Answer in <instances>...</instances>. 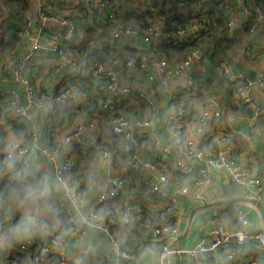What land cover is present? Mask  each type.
<instances>
[{"label":"built area","instance_id":"1","mask_svg":"<svg viewBox=\"0 0 264 264\" xmlns=\"http://www.w3.org/2000/svg\"><path fill=\"white\" fill-rule=\"evenodd\" d=\"M8 1L11 0H0V6ZM37 1L36 14L26 1L23 7L8 11L6 25L12 30L18 46L14 50L17 54L22 51L13 65L9 63L8 52L11 50H6L10 46L5 35L7 29L0 26V80L13 79L15 85L14 89L0 86V107H3L10 124L26 128L23 138L19 135L11 137L5 131L0 135V140L4 138L0 141L1 162L19 166L21 172H16L14 177L24 183L33 174L30 169L32 154L36 152L47 159L51 163V174L42 173V187L34 190L33 196L46 199L55 216L66 214L67 227L62 229L57 224H48L36 212L24 210L14 218L21 228L20 233H0V264H20L12 258L15 251L30 256L29 264H71L72 261L89 264L87 249L74 255L66 253L65 245L71 241V233L81 238L91 232L109 236L106 248L112 255L134 257L136 253L114 239L111 231L122 228L125 238L135 242L139 240V225L151 236L162 240L155 264H173L174 255L181 252L170 244V240L179 234L183 215L179 199L197 187L212 185L216 171H224L234 184L249 189L252 196L264 203V176H259L252 166L240 161L233 146V127L242 117L232 119L230 130L221 129L224 97L220 88H213L208 81L217 69L225 86L236 91L237 105L249 107L252 111V115L244 120L251 130V135L242 134L244 141L249 144L255 138L264 147V131L257 120L264 108L255 103L250 93L253 86L263 90L264 66L256 70V81L239 72L234 73L224 58L217 66L211 56L215 47H206L202 42L207 30L203 12L210 9L211 0H68V10L80 16L82 7L92 20V25L86 28L102 35L91 47L97 49L92 59L79 47L68 49L65 45V41L79 31L70 15H62L66 9L47 0ZM231 1L224 5L225 16L229 18L228 30L233 29L231 15L240 9L245 15L241 27L249 34L259 30L264 35V10L253 0ZM48 23H54L62 30L65 28L66 32L59 29L49 31L46 28ZM181 52L179 59H171L172 53L177 56ZM244 53L247 56L252 54V43L246 45ZM40 54L55 59L52 68L42 70V73L37 60ZM177 79L175 91H172L169 84ZM157 98L165 107L164 127L170 135L167 143L157 132H134L152 127ZM75 99L89 103L93 109L109 111L111 115L105 122L85 117L74 107ZM133 99L142 103L146 116L137 110L122 109L124 103ZM211 100L217 104L210 106ZM196 101H199L196 105L198 113L193 114ZM62 106L74 116V123L57 143L64 147L57 161L54 136L61 124ZM34 108L44 111L42 120L36 117ZM209 118L213 129L205 131ZM105 124L109 125L110 134L117 138L122 152L129 156L128 166L142 170L140 184L156 199L150 213L153 223H145L143 199L126 195L125 176L115 167L113 151L108 148L100 151L98 159L100 165L113 168V171L105 177L100 191L94 193L93 189L85 187L84 180L66 184L77 170L72 152L74 143L80 135L97 134ZM215 132L218 139L214 152L205 151L195 140V136L202 133L208 139L212 138ZM84 139L92 141L93 137ZM145 147L149 157L143 155ZM154 159L171 160L175 172L160 169ZM179 180L189 182L182 185ZM88 194H95V198H87ZM130 200L132 205H129ZM232 213L236 222L233 228H229L219 214L210 216L208 240L196 243L188 251L193 264H204L213 251L230 245L234 246L226 253L230 263L241 249L248 254V264L259 263L264 255V231L251 227L241 207L236 206ZM2 218L7 219L0 211ZM6 226L7 223L0 222V230Z\"/></svg>","mask_w":264,"mask_h":264},{"label":"crops","instance_id":"2","mask_svg":"<svg viewBox=\"0 0 264 264\" xmlns=\"http://www.w3.org/2000/svg\"><path fill=\"white\" fill-rule=\"evenodd\" d=\"M25 1L29 3L30 9L33 12V14H36L39 8V2L37 0H17V1H8L6 4L0 6V19L1 21V28L3 30L7 29V35L8 37V43L10 46L6 48V50H11L8 52L10 54V64H14L18 57L21 55L22 51L17 54V50H14L15 47L17 48V42L12 36V30H10L6 25V20L8 19V11L16 8V7H23L25 5ZM49 2H52L48 0ZM55 5L58 7H62L66 9L62 12V15H70L73 22L79 27V31H77L73 37L70 39H67L65 41V45L68 49L73 48H80V51L83 53H86L87 56L90 55L91 47L95 43L96 40L100 39L102 36L101 33L94 31L93 29L86 28L87 25H92V20L90 17V14L86 12L81 7L80 16L78 13H72L68 10L67 5L69 4L68 0H55ZM83 5V4H81ZM70 12V13H69ZM234 23H233V29L232 34L234 35V42L233 46H231L229 49H226L227 55H221L225 60H227L231 65V70L234 73H241L239 71V68L249 67L251 69L260 70L264 66V35L260 33L259 30H255L254 33H247L242 27H241V20L245 17V15L240 12V9H236L235 13L231 15ZM37 21V19L35 18ZM223 21L224 18L222 19ZM38 23V21H37ZM239 24L240 27H236V24ZM225 26V25H224ZM46 28L49 31H53L55 29H59L63 31V33L66 32V29L62 27H58V25L54 23H48L46 25ZM87 41V47H85L84 42ZM84 44V47H80L81 44ZM252 43V54L250 56H247L244 53L245 47L247 44ZM26 46L23 47V51L25 50ZM219 49H221L218 46ZM15 52V53H14ZM179 55H174V53L171 54V59L175 58L179 59L182 55L181 53H178ZM215 52L211 54V56L214 57ZM3 55V53H1ZM174 55V56H173ZM50 59V61H49ZM38 62L40 64L41 73L42 70H50L52 66L55 63V59L49 58L43 54H40L38 57ZM242 74V73H241ZM51 75L53 76V72L51 71ZM58 77H60V73H58ZM178 83V79L169 86H171V90L175 91V85ZM0 86H8V87H15L13 85V79L10 81H7L6 79L0 80ZM91 90V88H90ZM250 93L252 94L255 103H257L260 107L264 108V89L261 90L257 86H253L250 90ZM157 103L155 105V121L152 127H146L142 129H137L134 131L135 133L141 134V133H149V132H157L162 135V138L165 143L169 142V131L164 127V112L165 107L163 106L161 100L157 98L155 100ZM199 101H196L195 106L192 107L193 114L198 113V107H196L197 103ZM209 103H211L210 106H214L217 104L216 101L211 100ZM75 108L79 111V113L85 115V117H95L99 115V112L96 110L94 111V106L88 104H85L80 99L74 100ZM97 105V104H96ZM98 107V105H97ZM123 110H137L138 113H141L143 116H146L145 114V108L142 105V103L138 99H133L130 103H124ZM61 124L59 127L58 132L54 136V146L58 148L57 152V161H59L62 151L64 150V147H61L57 145L58 141L61 139L62 135L66 131H68L71 126L74 123V116L69 113V109L65 108L64 106L61 107ZM229 110V109H228ZM195 111V112H194ZM34 112L36 117L39 120H42L44 111L41 109L34 108ZM75 113V112H74ZM76 114V113H75ZM242 113L236 112V110H230L227 112V115L225 116V113H223V117L220 121V126L223 131H228L231 129V126L233 125V118L242 117L241 120L235 124L233 129H235V134L233 135V146L235 149V152L237 153V157L240 159V161L250 165L253 167L255 172L259 176H264V147L262 144L257 141L255 138H252L248 143H246L242 137V134H249L251 135V130L249 127H247L244 123V120L246 119L243 116H238ZM243 115V114H242ZM250 115H252V111L250 110ZM259 124L261 125V130L264 131V112L258 115L257 117ZM98 119V118H97ZM0 124L2 126V131L6 132L9 136H18L21 138L25 137L26 132L23 131H17L12 128V125L7 121L6 118L3 120H0ZM103 129V128H102ZM100 130L97 134H94L92 132H89L86 134V137H93L92 141L85 140L82 137V135L79 136V138L74 143V148L72 149V152L74 154V158L76 162L79 164L77 165L76 170V180H84L85 187H90L93 189L92 191L94 193H97L101 190L103 186V181L105 177L110 174L113 171V168H106L105 165H100L99 161V153L97 155H94L93 157L88 156V149L90 147H93L96 145V141L98 138L103 137L104 133L103 130ZM211 130L212 128V122L209 118L206 124V128L204 130ZM214 133V132H213ZM214 136L212 138H207L204 133L196 135L195 140L203 145V148L205 151L214 152L217 148V139L218 134L215 132ZM109 135V132L107 130V136ZM44 133H42V138H44ZM47 137H45V140ZM144 156H150V153L145 147V150L143 152ZM158 158V157H157ZM31 161V167L30 169L34 172H38L39 174H51V163L45 159L43 156L37 154L34 152L32 156L30 157ZM171 161V160H169ZM214 183L209 186H203V187H197L193 191H190L188 194H186L184 197H181L179 199V208L182 209L183 215L182 219L179 222V234L181 235L186 228L187 224V217L190 212V209L196 205L199 204L198 198H204L208 201H211L213 199H223V198H229V197H235L240 195H252L249 189L241 188L234 184L227 173L224 171H216L214 174ZM71 178L67 179L66 184L69 185V183L72 185L73 183L70 181ZM131 186V185H130ZM127 185H125L126 188V195L128 196L132 192L127 189ZM88 188V190H90ZM168 188V187H166ZM95 194H88L89 199H94ZM123 202V199L120 200V203ZM132 200L129 201V205H132ZM155 202L152 201L150 203L151 210L154 207ZM239 206L242 209L245 210L251 227L252 228H261L259 214L257 210L247 204H234L227 207H218V208H206L203 210H200L193 218L192 224L189 228V231L187 233V236L181 240L175 237V239L170 240L171 246L174 248L179 247L181 249V252L179 255H174L173 257V264H193L192 260L189 258L188 251L193 248L196 243L208 240L209 235V225H208V219L211 215L217 213L219 214L225 224L229 228H233L236 226L235 218L232 213L233 209ZM59 217H55V220L57 221ZM59 225V224H58ZM60 226V225H59ZM7 233L10 232V228L6 227ZM139 232V240H136L134 243H132L133 246H135L136 249V255L134 257L130 258H117L114 255H112L107 247V244L109 243L110 239L109 236L102 237L100 233L97 232H91L87 236L81 238L77 236H72L71 241L65 245V250L67 254L74 255L78 251L82 249H87L89 251V254L91 255V264H103L104 262H107V264H155L156 262V252L158 249L159 244L161 243L160 238H155L154 236H151L148 231H146L141 225L138 227ZM111 236L114 237V239L119 240L120 242H124L127 238H125L124 231L122 228H114L111 231ZM166 241L169 242L167 239ZM127 242H129V239H127ZM234 248V246L230 245L227 248L219 249L217 251H213L212 254L207 257V260L204 264H248V254L244 251V249L238 250L236 253V258L230 263L228 259L226 258V253L228 250ZM107 249V250H106ZM17 252V251H15ZM25 255V254H24ZM26 256V255H25ZM27 256L26 260L21 259L20 264H27ZM71 264H75L73 261ZM258 264H264V255H262L259 259Z\"/></svg>","mask_w":264,"mask_h":264},{"label":"trees","instance_id":"3","mask_svg":"<svg viewBox=\"0 0 264 264\" xmlns=\"http://www.w3.org/2000/svg\"><path fill=\"white\" fill-rule=\"evenodd\" d=\"M227 2H232L231 0H211L210 3V9L203 12L204 17L207 19L206 26L207 30L204 32L202 42L206 47H210L213 45L215 47V54H214V61L218 64L223 60V57L221 55H227L226 49H229L231 46H233L234 42V35L232 34V31H229L226 27L228 16H225V8L224 5ZM255 4H257L259 7H261L264 10V0H253ZM161 12L167 13L166 10H161ZM224 18L225 21L222 19ZM225 25V26H224ZM85 47H87V42H84ZM218 46L221 48L219 49ZM95 52H97V49H91L90 55L88 56L89 59H92ZM123 55V54H121ZM208 81L210 85L213 88H220V92L222 93L224 97V113L225 116L227 115V112L230 110H236L238 113H242L238 116H243L245 118H248L250 115V108L249 107H240L236 103L235 93L236 91L232 87L225 86L224 78L223 76L218 72V70H214L211 74V76L208 78ZM91 88V87H90ZM88 88V89H90ZM264 89V87H263ZM229 109V110H228ZM98 111L99 115L97 118L105 122L108 117H110L111 113L109 111H102L98 108H95L94 111ZM5 111L3 107H0V120H3L5 118ZM12 128L17 131H25L26 128L23 125L12 123ZM103 137L98 138L96 141V145L93 147H90L88 149V156L93 157L94 155H97V153H100L102 149L108 148L113 151V157H114V163L115 167L123 171V175L126 179V185L129 186L127 189L131 191L132 195L140 197L143 199L144 202V211H145V217L146 221L145 223L150 224L153 223V217L150 216L151 213V206L150 203L152 201H155L156 199L152 197L140 184V177L142 176V170L141 169H133L128 166L129 156L127 154H124L117 144V138L110 134L109 131V125L105 124L103 127ZM107 130L109 132V135L107 136ZM16 131V130H15ZM0 135H4V132L2 131V126L0 124ZM0 141H4V138H1ZM2 153H0V211L3 213V216L7 217L5 220L4 218L0 219L1 224L7 223L6 227L10 228V232L7 233L4 229L3 231L0 230V233H4V235H14L21 232V228L18 226V224L15 222L14 218L17 217L21 212L24 210H32L36 212L39 216V218L43 219L44 222L48 224H59L58 226L62 229L67 227V215L63 214L61 216H55L51 210H50V204L47 203L46 199H38L34 198L33 192L34 190H37L42 187V174H39L38 172H34L33 174L29 175L27 177V180L23 183L18 181L14 174L16 172H21V168L17 165L12 164H6L1 162ZM160 169H168L170 172H175L172 169V163L169 160H162V159H154L153 160ZM76 162V160H75ZM76 165H79L76 162ZM77 174V173H76ZM76 174L71 175V182L75 184L77 182ZM180 184L185 185L189 181L183 182L179 180ZM131 185V186H130ZM38 202H42V206H45L46 208H42L39 210L36 208V205ZM47 213L44 214L43 212ZM55 217H59L57 221L55 220ZM71 237L74 236L73 233L70 235ZM117 240V239H116ZM118 242H120L118 240ZM134 241L129 240L127 242V239L124 240V242H120L121 245H123L127 250H130L131 252L136 253L135 246L132 245ZM26 255V254H25ZM21 252H14L12 258L17 260L19 263L21 259L27 260L29 264V261L31 259L30 256H25ZM89 259V264H91V255ZM107 264V262H104ZM103 263V264H104Z\"/></svg>","mask_w":264,"mask_h":264},{"label":"water","instance_id":"4","mask_svg":"<svg viewBox=\"0 0 264 264\" xmlns=\"http://www.w3.org/2000/svg\"><path fill=\"white\" fill-rule=\"evenodd\" d=\"M236 27H240L238 23L236 24ZM239 71L247 79H249L251 81H256L257 73H256L255 69H251V68L245 66L244 68L243 67L239 68ZM198 201H199V204L190 209V212H189L188 217H187V224H186L185 231L181 235L175 236L179 240H181L187 236V233H188L189 228L192 224L193 218L200 210H203L206 208L227 207V206H231L234 204H247V205L254 207L259 214V219H260V224H261L260 229H262L264 231V203L261 200L256 199L252 195H240V196L223 198V199L217 198V199H213L211 201H208L204 198H198ZM176 249H179V247H177Z\"/></svg>","mask_w":264,"mask_h":264},{"label":"rangeland","instance_id":"5","mask_svg":"<svg viewBox=\"0 0 264 264\" xmlns=\"http://www.w3.org/2000/svg\"><path fill=\"white\" fill-rule=\"evenodd\" d=\"M47 1H48V0H47ZM50 1L54 2L55 0H50ZM37 2H38V1H37ZM75 183H76V182H75ZM44 204H45V203H44ZM44 204H42V202H38L37 205H36V208L39 209V210L41 209V207H42V208H46L45 206H42V205H44ZM42 212H43V211H42ZM43 213H44V212H43ZM44 214H47V213L45 212ZM4 229L6 230V227H5ZM4 229H3V230H4ZM6 231H9V230H6Z\"/></svg>","mask_w":264,"mask_h":264}]
</instances>
